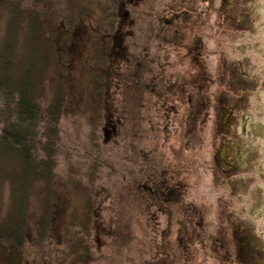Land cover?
<instances>
[{
  "label": "rangeland",
  "instance_id": "374dc122",
  "mask_svg": "<svg viewBox=\"0 0 264 264\" xmlns=\"http://www.w3.org/2000/svg\"><path fill=\"white\" fill-rule=\"evenodd\" d=\"M122 2L126 19L124 24L118 21L117 27L125 35L124 50L111 59L106 25L100 24L109 0L79 1L75 26L83 35L71 52L65 80L56 169L59 194L63 201L70 197L62 188L68 174L74 173L71 178L86 186L85 174L91 163L100 164L88 192L93 204V227L85 238L91 248L90 264H218L208 252L215 247V242L209 241L214 239L215 228L226 222L213 167L216 146L212 150L210 144L216 115L210 111L196 121L184 113L196 91L194 72L200 65L210 68L208 77L214 85L209 94L214 101L219 94L221 72L215 70L220 62L226 63V49L218 13L225 0H213L208 11H203L202 0ZM49 4V21L56 29L62 28L59 17L66 2L52 0ZM181 10L187 15L173 18V23L172 15ZM4 23L5 13L0 9V37ZM62 33L60 30L61 38ZM95 41L107 58L106 65L88 63ZM86 66L93 73L102 71L105 80L99 108L102 116L94 130L88 124L90 114L78 113ZM154 172L164 174L166 188H178L181 196L170 195L156 202L143 193L135 194L132 201L130 192L142 187L148 191L147 177ZM191 206L202 212L204 222L200 221L199 227L187 221L189 213L184 207ZM55 223L40 247L30 243L29 264H69L68 247L76 243L72 241L80 236L79 228L72 225L65 232L60 225L63 219ZM186 229L205 237L191 242ZM227 231L223 230L224 234Z\"/></svg>",
  "mask_w": 264,
  "mask_h": 264
},
{
  "label": "trees",
  "instance_id": "16d2710c",
  "mask_svg": "<svg viewBox=\"0 0 264 264\" xmlns=\"http://www.w3.org/2000/svg\"><path fill=\"white\" fill-rule=\"evenodd\" d=\"M50 1L0 0V9L5 13L0 37V264H29L28 247H40L55 222L62 219V230L67 232L75 225L80 231V236L73 238L76 243L68 247V263H91V248L85 244L93 227V204L88 192L100 164L91 163L85 174L86 186L71 178L76 176L74 173L65 177L62 188L70 197L64 201L56 174L65 80L71 52L83 35L75 26L80 0H59L65 1L66 7L59 17L62 28L57 29L49 21ZM124 9L122 0H109L103 9L105 18L100 24L106 25L111 59L124 50L125 35L117 27L118 21L125 22ZM100 46L94 42L88 63L106 65ZM83 72L87 80L81 85L78 113L90 114L88 124L94 130L102 116L99 108L105 80L102 71L93 73L86 66ZM157 176L159 182L167 183L164 174ZM137 189L129 194L132 201L135 194L146 195L145 189ZM173 191L180 193L178 188Z\"/></svg>",
  "mask_w": 264,
  "mask_h": 264
},
{
  "label": "water",
  "instance_id": "95a60500",
  "mask_svg": "<svg viewBox=\"0 0 264 264\" xmlns=\"http://www.w3.org/2000/svg\"><path fill=\"white\" fill-rule=\"evenodd\" d=\"M223 12L227 14L221 21L226 64L235 70L230 75L234 94L220 99L215 134L220 136L223 127L222 106L233 112L234 122L227 150L214 149L213 167L224 218L235 227V253L242 229L252 248L263 256L255 264H264V0H225ZM220 170L231 174L223 175ZM224 264L234 261L227 259Z\"/></svg>",
  "mask_w": 264,
  "mask_h": 264
},
{
  "label": "flooded vegetation",
  "instance_id": "af4514ba",
  "mask_svg": "<svg viewBox=\"0 0 264 264\" xmlns=\"http://www.w3.org/2000/svg\"><path fill=\"white\" fill-rule=\"evenodd\" d=\"M202 2H203L202 5L206 6V9L203 11H208L209 7L212 8L213 6V0H202ZM219 13H218V18L223 22L224 15L227 16V14H225L223 11H219ZM182 15H187V12L185 10H181L178 14H173L171 19L176 18V20H178L180 19ZM174 19L172 20L173 23L175 21ZM168 24H171V22H169ZM191 57H192V54H191ZM208 68H206L205 65H203V68H202V66L200 65L198 71L194 72L195 82L197 84L196 91L187 101L189 105L187 106V110L184 113L186 117L195 119L196 121H197V118L201 117V115L202 117H207L210 111L216 115L217 111L219 110L218 108L221 102L219 98H221L223 95H225V97H230V96L232 97L234 94V88L232 87L234 82L232 81V78H230V75L233 76L234 71H235L233 66L230 64H226L224 62H220V64L215 70L216 73L220 74L221 72V80H222V81H219L220 82L219 84H217V91H219V94L217 96L216 101H214L213 96L209 94L210 86L214 84L210 81V78L208 77V73H210ZM223 88H226L224 90L227 91V94L221 91ZM212 103L214 104L213 106H212ZM222 107L223 108L220 109L221 110L220 112L224 111L225 119L223 120V127L221 129V134L220 136L218 135V133L212 135L211 143H210L212 145V150H213V147L216 146V151L218 150L217 147H219V149L221 148V149L227 150V147L229 146L230 140H231L229 138V134L232 128V124L234 122L233 112L225 106H222ZM213 153H216V152H213ZM223 162H227V161L224 160ZM220 172L223 175L231 174L230 170L229 172H226L225 170H220ZM158 178L159 177L157 176V174H154V173L147 178L148 180H147L146 185H147L148 191H145V192L147 195L146 197L148 199H151L157 202L160 199L170 197V195L175 196V197L181 196L182 192H180L178 195L173 190L167 189L165 186L166 182L164 181L159 182ZM175 204H178V202ZM184 208H186L189 213L187 221L190 222V224L193 227H196V226L199 227V225L202 224V222H204L203 217L201 215L202 212H200L195 206H191L190 208L189 207H184ZM157 209L160 211V207H158ZM249 211H251V208L249 209ZM193 220L194 221L199 220V221L197 222L195 221V224H193ZM217 221L218 220H216V223H215L216 225L218 223ZM223 224H224L223 226L219 224V227L215 228L214 233H213L214 239L212 240L209 239L210 242H215V247L214 246L210 247L208 251L209 254L211 255L209 256L211 257V259L215 258L218 264H224L227 259L228 260L231 259L232 261H234V264H255L256 260H261V258L263 257L261 252L252 248L246 233L245 232L242 233V229L241 230L239 229L240 234L238 235L237 241L239 242L240 246L238 247L237 253H235V249H234L235 242L232 239L233 237L232 232H233V229H235V227L231 225L230 222L228 223L224 222ZM244 224L247 225V221H245ZM186 227L188 226L186 225ZM225 229L228 231L224 234L223 230ZM186 232L191 235L192 237L191 242H194V241L201 242L202 241V238L200 239V236L202 235L200 232L199 233L194 232L195 236L193 234V231L189 229H186ZM196 236H199V237L196 239L195 238ZM210 250H212V252H210ZM218 252L220 254L217 255ZM206 254L208 253L206 252ZM173 258L174 256H172V259ZM160 263L162 262L160 261L156 262V264H160ZM172 264H178V263L173 262Z\"/></svg>",
  "mask_w": 264,
  "mask_h": 264
}]
</instances>
